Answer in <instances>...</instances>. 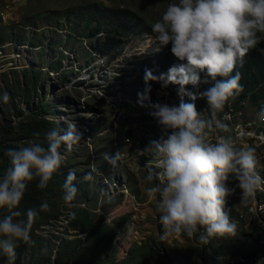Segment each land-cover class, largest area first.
<instances>
[{"label": "rangeland", "instance_id": "rangeland-1", "mask_svg": "<svg viewBox=\"0 0 264 264\" xmlns=\"http://www.w3.org/2000/svg\"><path fill=\"white\" fill-rule=\"evenodd\" d=\"M170 3L178 0H0V153L6 157L0 176L11 166L9 149L33 139L46 146V132L64 131L73 123L82 134L70 149L61 146L65 161L47 187H38L37 176L12 209L22 214L18 220L26 219L29 208L36 209L38 216L30 233L32 243L20 242L11 264H237L238 258L251 253L264 256V212H257L250 197L242 203L238 186L225 206L237 224L236 236L210 238L206 244L197 237L160 239L157 201L145 191L150 186L145 176L152 159L145 149L166 133L149 114L147 102L140 105L138 94L150 87L153 103H180L179 85L141 82L146 71L161 75L169 70L153 69L154 63L173 55L171 45L160 47L152 27ZM88 4L126 9L147 32L124 35L125 46L108 62L89 54L87 40L65 17H75L76 22L75 12ZM257 37L249 51L259 52L264 59V32ZM4 93L10 97L7 102ZM199 93L197 88L195 94ZM250 100L249 96L229 98L227 109L217 114L223 122L222 115L234 110L229 131L214 129L208 139L215 143L220 136H230L238 147L253 148L257 172L264 178V144L250 139L251 130L246 129L248 123L260 121L258 112L264 103ZM184 101L191 102L188 97ZM195 105L203 118H210L206 99H197ZM239 125L245 127L242 133ZM118 150L124 159L113 168L102 153ZM93 164L98 171L86 181ZM69 171L75 172L78 188L71 206L62 199ZM228 182L238 184L231 175ZM259 196L263 205L264 193ZM42 202L48 203L47 211H40ZM8 214L7 207L0 208V218ZM0 264H10L8 257L0 254Z\"/></svg>", "mask_w": 264, "mask_h": 264}, {"label": "clouds", "instance_id": "clouds-1", "mask_svg": "<svg viewBox=\"0 0 264 264\" xmlns=\"http://www.w3.org/2000/svg\"><path fill=\"white\" fill-rule=\"evenodd\" d=\"M157 33L160 47L171 45L172 55L179 61L167 73L155 77L145 73L146 85L153 80L179 85L180 103H153L150 87L139 95L142 107L147 102L158 124L166 135L152 140L145 151L152 153L147 167L146 195L157 201L160 239L197 237L206 244L210 238L234 237L237 224L225 211L226 198L234 195L236 189L228 188L229 175L238 182L241 202L255 195L264 187V178L256 171L255 150L238 147L230 136H220L215 143L208 139L214 129L228 130L217 114L229 98L243 91L241 76L234 69L239 61L258 42L257 33L264 32V0H178L170 3L160 20L152 27ZM159 51V48L157 49ZM203 78H202V75ZM221 78V79H218ZM200 84L210 85L195 94L186 86L198 88ZM187 96L191 102H185ZM10 99L3 94L4 102ZM206 99L210 118H203L197 111L195 101ZM264 120V107L258 112ZM36 137L39 132L34 133ZM46 146L37 140H29L18 149H9L7 156L10 167L0 176V208L7 207L9 214L0 218V254L8 257L11 264L16 258L20 242L32 243L31 229L38 216L36 209L26 210V219H16L22 214L13 211L23 199L28 183L37 176L38 187H47L54 173L65 161L60 149L62 145L71 148L78 144L82 134L75 123L67 130L51 129L44 134ZM102 159L117 167L124 159L118 150L114 154L102 153ZM84 179L91 180L95 165ZM75 172L69 171L62 184V199L69 206L76 200ZM49 205L42 202L40 211H47ZM74 215V214H73Z\"/></svg>", "mask_w": 264, "mask_h": 264}, {"label": "trees", "instance_id": "trees-1", "mask_svg": "<svg viewBox=\"0 0 264 264\" xmlns=\"http://www.w3.org/2000/svg\"><path fill=\"white\" fill-rule=\"evenodd\" d=\"M75 13L78 18L76 22H74L75 17L65 15L69 25L72 26L78 36L87 40L85 44L87 49L90 50L89 54L103 57L107 62L114 59L125 46L126 41L122 39L124 35L129 37L147 32V29L142 25V21L126 9L88 4L79 8ZM81 19L83 20L82 25L79 21ZM262 42H264V38ZM181 63L186 62L179 61L172 56L165 62L162 59L154 63L153 69L155 71H167L170 67ZM235 72L240 73V83L243 87V91L236 95L240 98L249 96L253 104L257 102L264 103V59L261 54L257 51H248L243 58V63L237 62L233 75ZM201 75L203 78L204 74ZM154 76L159 78L160 75L154 73ZM218 79L221 78L218 77ZM157 81L158 79L150 81L147 86H156ZM141 82L146 85L145 80ZM208 87L209 85L200 84L198 89L203 92ZM186 88L193 93L197 91V88L192 85H188ZM183 98L187 100V96ZM228 106L229 103L224 109H227ZM0 165L6 168V157L2 153H0Z\"/></svg>", "mask_w": 264, "mask_h": 264}, {"label": "bare ground", "instance_id": "bare-ground-1", "mask_svg": "<svg viewBox=\"0 0 264 264\" xmlns=\"http://www.w3.org/2000/svg\"><path fill=\"white\" fill-rule=\"evenodd\" d=\"M260 107H263V105H260ZM223 123H225L227 126L230 125V123H233L234 120V110L233 109H228L223 115ZM264 120H261L257 123H248V128L246 129H250V134L249 137L251 139V137L257 141L260 142V144H264V125H263ZM244 125H239L238 130L239 132L241 128H245L243 127ZM232 127V126H231ZM247 130V131H248ZM229 131V130H227ZM242 133V132H241ZM227 134V132H226ZM216 142V141H215ZM256 171H257V166H256ZM237 183H231L228 182L226 184V186L228 188H235L237 189ZM236 192V191H235ZM259 193H264V188L262 187L261 190H257L255 195L250 197L251 199H253L254 205L256 206V209L259 210L260 212H264V204L262 205V201L260 200V196ZM233 195H231L232 197ZM258 212V213H260ZM237 264H264V256L261 255L260 253H251L249 255H245L242 258H238L237 260Z\"/></svg>", "mask_w": 264, "mask_h": 264}, {"label": "built area", "instance_id": "built-area-1", "mask_svg": "<svg viewBox=\"0 0 264 264\" xmlns=\"http://www.w3.org/2000/svg\"><path fill=\"white\" fill-rule=\"evenodd\" d=\"M257 212H259V211L257 210Z\"/></svg>", "mask_w": 264, "mask_h": 264}]
</instances>
